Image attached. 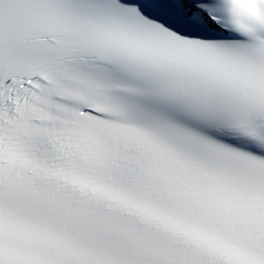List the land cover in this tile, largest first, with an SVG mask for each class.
<instances>
[{"label": "snow or ice", "instance_id": "obj_1", "mask_svg": "<svg viewBox=\"0 0 264 264\" xmlns=\"http://www.w3.org/2000/svg\"><path fill=\"white\" fill-rule=\"evenodd\" d=\"M0 264H264V0H0Z\"/></svg>", "mask_w": 264, "mask_h": 264}]
</instances>
